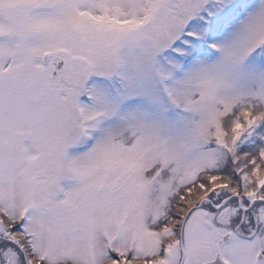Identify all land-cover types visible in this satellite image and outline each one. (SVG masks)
Masks as SVG:
<instances>
[{"label":"snow or ice","instance_id":"1","mask_svg":"<svg viewBox=\"0 0 264 264\" xmlns=\"http://www.w3.org/2000/svg\"><path fill=\"white\" fill-rule=\"evenodd\" d=\"M0 264H264V0H0Z\"/></svg>","mask_w":264,"mask_h":264}]
</instances>
